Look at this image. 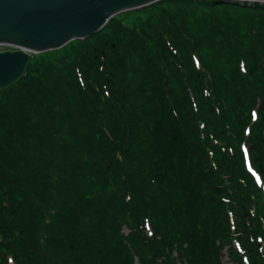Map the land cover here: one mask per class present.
<instances>
[{
  "label": "trees",
  "instance_id": "1",
  "mask_svg": "<svg viewBox=\"0 0 264 264\" xmlns=\"http://www.w3.org/2000/svg\"><path fill=\"white\" fill-rule=\"evenodd\" d=\"M130 11L0 90V264H264V2Z\"/></svg>",
  "mask_w": 264,
  "mask_h": 264
},
{
  "label": "water",
  "instance_id": "2",
  "mask_svg": "<svg viewBox=\"0 0 264 264\" xmlns=\"http://www.w3.org/2000/svg\"><path fill=\"white\" fill-rule=\"evenodd\" d=\"M161 0H0V90L22 78L34 54L90 38L122 12ZM227 2L264 0H225Z\"/></svg>",
  "mask_w": 264,
  "mask_h": 264
},
{
  "label": "rangeland",
  "instance_id": "3",
  "mask_svg": "<svg viewBox=\"0 0 264 264\" xmlns=\"http://www.w3.org/2000/svg\"><path fill=\"white\" fill-rule=\"evenodd\" d=\"M144 17V14L142 12H135V11H126L121 13V18L125 23H128L129 25H133L135 22H137L138 18ZM77 46V40H72L71 42H68L64 46L57 48V49H52V50H47L42 53V58L44 60H55L59 57H62L63 55H66L71 52V50ZM5 48L4 45H0V50H3ZM124 233H127V229H123ZM222 256H221V262L222 264H235L231 260H229L228 255H227V249L224 248L222 250Z\"/></svg>",
  "mask_w": 264,
  "mask_h": 264
},
{
  "label": "flooded vegetation",
  "instance_id": "4",
  "mask_svg": "<svg viewBox=\"0 0 264 264\" xmlns=\"http://www.w3.org/2000/svg\"><path fill=\"white\" fill-rule=\"evenodd\" d=\"M4 49H14V48H8V47H5Z\"/></svg>",
  "mask_w": 264,
  "mask_h": 264
}]
</instances>
